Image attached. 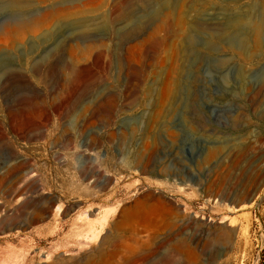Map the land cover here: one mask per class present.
<instances>
[{
  "label": "rangeland",
  "instance_id": "rangeland-1",
  "mask_svg": "<svg viewBox=\"0 0 264 264\" xmlns=\"http://www.w3.org/2000/svg\"><path fill=\"white\" fill-rule=\"evenodd\" d=\"M262 18L0 0V264H264Z\"/></svg>",
  "mask_w": 264,
  "mask_h": 264
},
{
  "label": "bare ground",
  "instance_id": "bare-ground-1",
  "mask_svg": "<svg viewBox=\"0 0 264 264\" xmlns=\"http://www.w3.org/2000/svg\"><path fill=\"white\" fill-rule=\"evenodd\" d=\"M76 9H77V8H75V10H74L75 12H77ZM77 10H78V9H77ZM74 11H71V12L69 11V12L72 13V12H74ZM78 11H79V10H78ZM156 13H157V12H156ZM67 14L69 15V13H67ZM68 15H67V16H68ZM71 15H73V14H71ZM159 15H160V14H158V16H159ZM158 16H157V17H158ZM151 18H152V17H151ZM153 18H154V17H153ZM158 18H160V17H158ZM155 19H157V18L155 17ZM162 19H163V18H162ZM178 19H179V18H178ZM37 20H39V19H37ZM260 20H261V19H260ZM44 21H45V20H44ZM176 21H177V20H176ZM157 22H158V20H156L154 26H156ZM181 22H182V21L179 19L178 22L175 23V24L179 27V29H180V25L182 24ZM259 23H260V28H261V27H264V19H263V18H262V20H261ZM25 24H26V22L24 21L23 23H21V26L23 27ZM37 24H40V23H37ZM41 24H42V23H41ZM152 26H153V25H152ZM154 26H153L152 28H154ZM149 27H150V26H149ZM158 27H160V26H158ZM23 28H24V27H23ZM30 28H31V29H30ZM30 28H29L30 30L34 29V28H35V25H30ZM152 28H150V30L153 31ZM155 28H157V27H155ZM181 28H182V27H181ZM257 29H259V28H258V25L254 26V29H253V30H254V33L257 32ZM148 32H150V31H148ZM153 32H154V31H153ZM21 34H22V31H20L18 35L20 36ZM148 34H149V33H148ZM21 36H22V35H21ZM93 39H95V38H93ZM90 40H92V39H90ZM89 42H90V41H89ZM94 42H95V41H94ZM99 42H100V41H99ZM91 43H92V42H91ZM91 43H90V44H91ZM95 44H96V43H95ZM85 45H86V44H85ZM70 46H72V45H70ZM86 46H87V45H86ZM86 46H85V47H86ZM90 47H92V46H90ZM78 49H79V48H78ZM80 49H81V48H80ZM89 50H90V49H89ZM76 52H77V51H76L75 49H73L72 47L67 48V53H68L70 56H72V57H75V55L78 54V52H77V53H76ZM81 54H82V52H81ZM78 56H80V55H78ZM4 102H6V101H4ZM13 103H14V104H17V103H19V102L14 101ZM19 108H20V107H19ZM19 108H18V109H19ZM15 109H16V107H15ZM20 109H21V108H20ZM19 111H20V110H19ZM22 111H23V110H22ZM9 115H12V114H9ZM20 115H21V114H20ZM12 116H13V115H12ZM10 117H11V116H10ZM10 117H9V118H10ZM11 119H12V118H11ZM219 253H220V252H219Z\"/></svg>",
  "mask_w": 264,
  "mask_h": 264
}]
</instances>
